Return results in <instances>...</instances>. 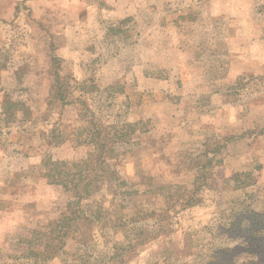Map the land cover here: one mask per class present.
<instances>
[{
  "label": "rangeland",
  "instance_id": "obj_1",
  "mask_svg": "<svg viewBox=\"0 0 264 264\" xmlns=\"http://www.w3.org/2000/svg\"><path fill=\"white\" fill-rule=\"evenodd\" d=\"M55 56L70 101L48 110ZM6 96L29 115L7 123ZM83 112L107 132L137 120L145 130L117 145L118 178L81 201L84 217L46 264L100 263L130 241L128 264L161 262L165 244L189 252L174 264H205L209 246L234 243L221 224L264 209V0H0V264L24 260L21 237L66 210L45 161L95 151L76 134ZM208 159L200 199L182 205L173 188L167 201V185L189 191ZM241 172L254 183L239 185Z\"/></svg>",
  "mask_w": 264,
  "mask_h": 264
},
{
  "label": "trees",
  "instance_id": "obj_2",
  "mask_svg": "<svg viewBox=\"0 0 264 264\" xmlns=\"http://www.w3.org/2000/svg\"><path fill=\"white\" fill-rule=\"evenodd\" d=\"M59 62L58 57L52 58L54 82L50 88L48 110H51L58 103L67 104L70 101L67 100V96H70V84L66 83L65 85L67 80L64 81L60 77L58 73ZM89 86L90 88L98 87L91 82L81 85L83 89ZM88 90L91 89H85L86 92ZM3 102L4 119L7 123L13 121L16 117L15 113L20 110H25V115H29L30 109L24 100L6 96ZM79 115L85 123L76 130L77 136L80 137L79 142L81 144H93L95 151L84 159L72 163L52 160L51 157L45 161V177L50 183L63 184L70 198L66 210L59 217L52 220L47 225V229H33L27 236L21 237L19 244L22 246V252L25 253V259L21 260L19 264H46V261L63 250V247L67 244L68 236L70 233L72 234L73 222L84 217L85 211L80 205L81 201L100 191L105 183H110L109 180L112 181L118 178L116 170L111 167L110 163V160L116 155L117 145L130 143L136 131L145 130V122L137 120L120 122L119 125L112 124L107 127L110 128L111 132H107L103 126L98 125L97 121L94 122L95 119L89 117L86 112ZM83 135L85 138H83ZM63 141L57 140L55 144L57 145ZM62 165L65 166V169L60 171ZM69 166H72L71 169H69ZM209 166L210 159L204 163V166H200L201 173H198L196 183L189 191L179 184H168L167 201H171L173 198L171 192L173 188L179 191L181 199H184L181 202L182 205L192 204L199 200L198 192L205 184ZM235 179L240 182L239 185H244L242 183L249 180L247 186L255 181L249 172H241L236 175ZM159 187L163 188L165 186L160 185ZM150 218L155 217L151 216ZM219 231L218 235H223L234 243L209 246L206 255L209 258L205 264H264V209L255 212L250 208H246L236 212L227 223L219 226ZM139 245L133 241L117 243L105 260H101L100 263L85 262L82 264H128L137 255ZM163 247L165 249L163 250L164 259L161 262L155 261L150 264H174L175 261L181 260L182 256L189 254V252H182L181 247L177 251L169 250L167 244Z\"/></svg>",
  "mask_w": 264,
  "mask_h": 264
}]
</instances>
